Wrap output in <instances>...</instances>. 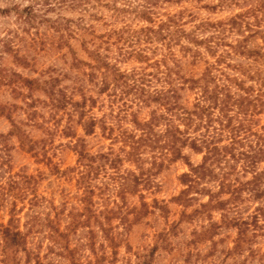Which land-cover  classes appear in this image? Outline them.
<instances>
[{
  "label": "rangeland",
  "instance_id": "1",
  "mask_svg": "<svg viewBox=\"0 0 264 264\" xmlns=\"http://www.w3.org/2000/svg\"><path fill=\"white\" fill-rule=\"evenodd\" d=\"M129 1L139 11L114 13V9L102 7L90 11L97 14V18H93L79 8L64 9L48 15L52 20L59 17V21L42 24L38 23L39 20L30 24L15 12L9 16L0 14V135L7 137L4 142L11 160L4 165L3 180L9 174L35 176L37 195L43 198L31 209L27 200L14 202L12 198L0 195V227L8 224L15 204L19 220L16 225L27 236L26 250L22 247L19 253L8 254L0 231V264H141L145 260L149 264H234L235 260L226 253L235 245V228L222 225L213 239L195 243L197 232L208 226V220L201 217L181 221L183 212L191 213L198 205L186 209L175 201L184 189L181 176L189 171L188 164L198 165L202 160V155L189 149L184 151L185 159L164 162L160 172L152 177L150 188H143L136 194L127 193L124 200L117 197L116 188L112 187L114 182L108 180L111 191L95 197V209L104 212L100 220L105 222L107 207L115 209L120 216L126 215L127 220L126 224H122L119 218L105 223L113 242L104 237L93 220L89 228H69L74 219L84 220L79 216L83 212L80 204L83 191L78 182L81 168L77 151L84 148L95 155L109 152L110 147L117 151L119 144H113L99 125L94 134L86 135L78 121L81 111L75 112L70 106L66 111L51 110L49 96L41 89L43 82L55 79L57 89L73 102L82 103L85 96L95 99L97 104L90 114L103 120L98 122L100 126L113 127L116 135L119 127L132 128L130 117L124 118V101L100 93V73L90 76L91 71L86 65L94 63L90 55L95 47L107 46L103 43L110 30L119 31L125 26L131 30L154 28L160 20L165 21L170 16L178 17L187 32L193 31L201 22H222L225 23V30L221 33L225 44L242 43L248 49L260 50L264 54V0H149L148 4H153L147 5L152 10V22L142 17L144 0ZM6 2L0 0L5 5L0 9L7 8ZM116 6L124 8L128 3L119 0ZM231 19H237L239 27L230 28ZM88 27L94 31L89 32ZM196 34L207 38L213 35V30L203 33L197 30ZM116 40L113 36L109 42L112 44ZM131 40L132 44H126L123 50H142L150 60L141 62L138 56H127L124 62H117L121 71L146 68L148 63L163 59L165 51L161 49L162 42L156 38L147 41L145 34H135ZM6 44L10 50L6 49ZM122 44L113 45V52ZM227 46L219 48L217 54L227 50ZM172 48L175 50L179 46ZM201 52L210 61L216 58L208 56L203 48ZM110 61L115 63V59ZM231 62L250 64L254 70L264 73V57L249 60L235 56ZM183 63L187 76L199 75L206 65L203 59L193 65L190 58H183ZM146 70L156 73L157 66H148ZM26 80L33 81L31 86ZM182 93L185 94L184 100L194 101L193 92ZM153 108L140 111L133 106L129 112L134 110L138 119L143 121L149 118ZM82 110L85 112V106ZM257 119L259 125H264V112ZM32 146L33 151L30 150ZM145 164L149 167V163ZM123 169L135 170V166L125 162ZM103 180L106 179L99 178L95 184H101ZM199 201H207V198L201 197ZM118 206L121 209L117 211ZM213 220L219 224L221 216L214 214ZM56 231L68 232V236L60 238ZM67 242L72 253L64 249Z\"/></svg>",
  "mask_w": 264,
  "mask_h": 264
},
{
  "label": "trees",
  "instance_id": "2",
  "mask_svg": "<svg viewBox=\"0 0 264 264\" xmlns=\"http://www.w3.org/2000/svg\"><path fill=\"white\" fill-rule=\"evenodd\" d=\"M4 1H7L8 6L0 9V14L9 16L15 12L30 24L38 20L39 24L59 21V17L52 20L48 15L64 9L79 8L93 18H97V14L90 11L102 7L112 8L114 13L139 11L129 0H122L128 3L124 8L116 6L119 0ZM148 1L144 0L140 4L141 13L142 17L152 22V10L147 5L153 4H148ZM228 25L235 28L240 24L237 19H231ZM86 30L93 32L94 28L88 27ZM197 30L202 33L213 30V35L203 38L196 34ZM224 30L225 23L205 21L187 32L180 19L174 16L165 21L160 20L154 28L131 30L125 26L119 31L110 30L106 34L107 38L110 40L116 36L117 40L111 44L107 39L103 43L107 46L95 47L90 55L94 63L86 65L91 71L90 76L100 73V93H108L109 98L124 101V118L130 117L132 128L119 127L116 135L113 127L106 124L100 126L98 122L103 120L90 114L97 104L95 99L85 96L84 102H73L62 90L57 89L55 79L43 82L41 89L49 96L51 110L66 111L70 106L75 112L81 111L78 121L86 135L94 134L99 125L113 144H119L117 151L110 147L109 152L95 155L89 154L84 148L77 151L81 168L78 182L83 191L80 198L83 212L79 216L84 217V220L74 219L69 228H89L93 220L104 237L113 242L105 223L119 218L122 224H126V215L120 216L115 209L107 207L103 222L100 217L104 212L95 209V197L115 187L117 197L124 200L127 193L136 194L143 188H150L152 177L160 172L164 162L185 159L184 151L189 149L202 155V160L198 165L188 164L189 171L181 176L184 189L175 201L186 209L198 204L191 213L183 212L181 221H194L201 217L208 220V226L197 232L194 242L213 239L222 225L231 226L237 230V239L226 256L234 259V264H264V125H259L257 119L264 112V73L254 70L250 64L231 62L235 56L250 60L264 57V54L260 50H250L242 43L225 44L222 40L224 35H221ZM135 34H145L147 41L156 38L162 42L161 49L165 51L163 59L146 65V68L157 66L156 73L147 72L145 67L121 71L117 65V62H124L132 55L138 56L141 62L150 60L142 50H123L126 44H132L131 37ZM119 42H123L122 46L113 52L112 46ZM174 45L179 48L174 50ZM226 45L228 49L217 54L219 48ZM5 47L10 50L8 44ZM202 48L208 56L216 58L213 61L204 58ZM183 58H190L193 65L203 59L206 64L204 70L197 76H187ZM110 59H115V63ZM253 60L256 62V59ZM32 82L26 80L29 86ZM183 91L193 92L194 101L184 100ZM84 106L85 112L82 110ZM133 106L140 111L154 108L149 118L141 121L138 113L134 110L129 112ZM111 115H114L113 112ZM6 138L0 135V195L3 198L10 197L14 202L27 200L29 208L33 209L43 200L37 195L38 182L35 176L9 174L3 180L6 170L4 165L11 162L9 148L4 142ZM33 149L34 146L30 148L31 151ZM125 162L134 164L135 170H122ZM145 163H149V167ZM99 178L106 180L95 184ZM108 180H112L114 186L111 187ZM201 197L207 198V201L200 202ZM15 207L14 204L8 224L0 227L6 245L5 252L14 255L22 247L26 250L27 238L16 225L19 220ZM119 209L118 206L117 211ZM214 214L221 216L219 224L213 220ZM56 233H59L60 238L68 236V232ZM64 249L72 253L68 242L64 244ZM141 264L149 262L145 260Z\"/></svg>",
  "mask_w": 264,
  "mask_h": 264
},
{
  "label": "clouds",
  "instance_id": "3",
  "mask_svg": "<svg viewBox=\"0 0 264 264\" xmlns=\"http://www.w3.org/2000/svg\"><path fill=\"white\" fill-rule=\"evenodd\" d=\"M3 6H5V5H3L2 3H0V7H3Z\"/></svg>",
  "mask_w": 264,
  "mask_h": 264
}]
</instances>
